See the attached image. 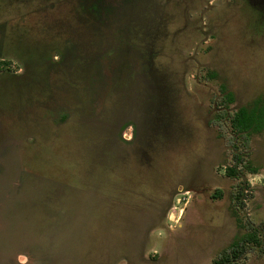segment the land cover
<instances>
[{
    "label": "rangeland",
    "instance_id": "374dc122",
    "mask_svg": "<svg viewBox=\"0 0 264 264\" xmlns=\"http://www.w3.org/2000/svg\"><path fill=\"white\" fill-rule=\"evenodd\" d=\"M258 99L264 0H0V264H264Z\"/></svg>",
    "mask_w": 264,
    "mask_h": 264
},
{
    "label": "trees",
    "instance_id": "16d2710c",
    "mask_svg": "<svg viewBox=\"0 0 264 264\" xmlns=\"http://www.w3.org/2000/svg\"><path fill=\"white\" fill-rule=\"evenodd\" d=\"M223 94L228 103L234 102V98L231 93H227L223 89ZM230 123L232 130L237 135L245 136L247 143L248 137L251 134H258L264 130V99L256 100L252 107H242L238 109L234 114H232ZM235 168L230 171L231 173H229V175L235 176L238 173ZM248 169L251 173H257L258 171L257 168L249 167ZM218 194L220 195L221 193L219 192ZM248 243H260L255 233H250L237 238L232 243L230 248L225 251L219 259L213 262V264H240V260L244 252L242 248H245V244Z\"/></svg>",
    "mask_w": 264,
    "mask_h": 264
},
{
    "label": "flooded vegetation",
    "instance_id": "af4514ba",
    "mask_svg": "<svg viewBox=\"0 0 264 264\" xmlns=\"http://www.w3.org/2000/svg\"><path fill=\"white\" fill-rule=\"evenodd\" d=\"M92 6V4H90ZM91 6L85 7L84 10L90 12L96 11V8L91 9ZM98 13H97V17H98ZM130 116H132L131 113H127ZM127 122H121L116 126H112L110 130H108V138L106 139V141H104V143L107 145V148H115L117 150L118 153H126L128 152L129 149H133L136 147V145L141 143V136L139 134V128L135 126V132L133 134L132 137H128L125 138L124 135L122 134L124 128H125V124ZM4 158V157H3ZM1 165L2 163H4V160H1ZM12 164V163H11ZM120 193V192H119ZM174 193H171V198L174 197Z\"/></svg>",
    "mask_w": 264,
    "mask_h": 264
}]
</instances>
